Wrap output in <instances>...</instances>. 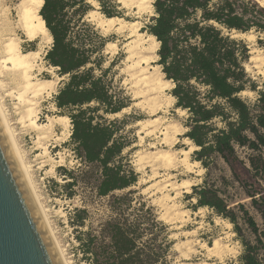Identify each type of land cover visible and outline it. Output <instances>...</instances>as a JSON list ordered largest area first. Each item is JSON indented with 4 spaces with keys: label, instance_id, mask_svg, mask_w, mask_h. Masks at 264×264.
<instances>
[{
    "label": "trees",
    "instance_id": "1",
    "mask_svg": "<svg viewBox=\"0 0 264 264\" xmlns=\"http://www.w3.org/2000/svg\"><path fill=\"white\" fill-rule=\"evenodd\" d=\"M240 1L154 0V12L142 30L160 43L156 64L173 83L176 108L187 111L185 136L198 147L193 159L207 172L222 159L250 198L248 204L231 205L230 195L205 180L194 187L198 206L210 207L233 224L241 243L240 264H264V80L247 71L251 49L236 36L253 29L264 33V7ZM90 9L88 0H45L40 10L53 37L45 58L63 78L53 97L55 106L72 122L74 150L90 169L84 175L94 178L98 196L113 201V214L98 229L77 230L80 250L88 264H172L168 226L158 220L153 206L142 201L140 214L131 217L122 202L135 190L115 194L134 185L138 175L123 163L128 144L121 140V128L105 117L128 103L105 80L109 68H103L101 53L107 39L85 19ZM104 13L115 15L107 8ZM247 90L254 92L252 98L243 96ZM61 169L71 178L66 189L79 184L72 171ZM88 218L86 208H77L71 222L83 227Z\"/></svg>",
    "mask_w": 264,
    "mask_h": 264
},
{
    "label": "rangeland",
    "instance_id": "2",
    "mask_svg": "<svg viewBox=\"0 0 264 264\" xmlns=\"http://www.w3.org/2000/svg\"><path fill=\"white\" fill-rule=\"evenodd\" d=\"M254 1L264 7L259 0ZM19 2L20 0H0L1 9L10 8L8 17L9 21H12V23H16L18 20L17 7ZM88 2L91 4V9L85 16V19L95 27L99 34L107 39V43H116L115 46L107 45L106 43L101 53L103 57V68H109V71L105 75V80L110 84L112 93L116 96L122 95L127 98V107H129L119 115L105 114L108 120H115L117 122V126L121 128L119 132L121 140L128 144L122 153L125 167L133 169L138 175V181L134 185L129 188L115 191L116 195L121 196L126 194L129 190H135V192L130 195V199L128 200L129 203L127 200L122 202L125 213L130 214L131 217L140 214L141 210L139 208L141 207L140 204L142 201H146L148 206H153V211L157 215L158 220L164 222L168 226V238L172 241V246L168 253V260L172 264H187L189 262L185 257L191 252L189 247L194 245V239L196 237L193 238L189 232L187 234V231L197 228L200 223L205 227L200 230L198 234L201 240L207 241L210 245H213L216 238L223 237V241L228 245L229 251L224 261L219 262V259L216 257H213V261L216 264H240L238 255L241 252V243L236 238L233 224L228 219L218 215L210 207L198 206V199L195 195L194 187L196 185H202L205 180H207L209 184H214L221 188L222 192L226 193V195L231 196V205L237 202L248 204L250 198L244 195L241 184L233 180L232 172L222 159H217V165L214 166L210 172H207V169L200 162L194 173H187L188 176H179L180 179L183 177H190L194 181L190 193H185L180 198V202L183 206L191 210L193 218L192 224L194 225L188 227L185 226V223L176 219V217L172 215V212L167 209L163 201V193L158 188L151 187V185L155 183V180L146 181V179H149L152 172L150 168H142L143 160L141 158L142 154L144 155L145 152L151 150L148 149L149 144L155 142V139L151 136H145L144 139H142L141 136L144 135L145 130H143L141 125L137 124L138 121L145 120L147 116L144 115V111L134 104L135 101L132 99L133 94L129 86L130 76L127 69L129 64L127 61L128 53L125 52V48L123 47L125 37L128 33L125 32L122 34L118 33L113 28H104L99 24V21L101 17H108L104 13V9L107 8L115 13L114 16L123 17L128 21H136L141 31L147 37L149 35L148 32L142 30V28L149 21L150 16L154 12V7L139 10L130 5L120 3L117 0H88ZM240 2L241 4H247L249 0H242ZM3 21H6V19L4 18ZM16 33L23 39V42H21L23 50L39 52L37 63L41 70H36L35 72L39 74L40 77L46 78L53 83L49 86L50 88L46 89L45 92L40 94V97L37 98V100H39L38 108L40 120L42 122H48L51 117L53 121V131L48 139V146L53 159L49 160L47 166L39 168V159H37L36 156L41 150L36 149V133L22 127V125L17 122L20 117L18 114L20 112L17 104L18 100L5 95L4 101L11 121L14 122L13 125L17 133H19V141L27 153L28 160L33 165L37 189L41 195L42 201L49 209L50 220L56 231L57 238L65 251L68 264H88L83 258V253L80 250V242L76 236L79 231L84 232L91 227L93 229H98L102 222L109 219L113 214V206L111 205L113 201L110 196H98L94 178L89 179L91 176H87V174L86 176L84 175L85 171H89L90 169L80 160L74 150V144L71 139L72 122L55 119V117L60 116V113L55 106L53 97L63 78L59 76L53 66L48 64L45 58L53 42L45 35H41L30 41L19 28L16 29ZM244 34L245 35L237 33L236 36L243 38L249 44L251 55L259 56L258 59L249 60L245 64V66L249 64V69H247V66L246 69L253 79L262 82L264 80V33L253 29ZM259 39L263 41L260 42ZM150 45L151 43L149 41L146 47H150ZM157 60L158 57L155 59L154 65H157ZM101 72L102 71L99 69L96 71L97 74H101ZM6 80L9 82L8 78H6ZM11 86H15V84H11ZM170 87L167 89L169 94H171L170 90L173 86ZM2 93L4 94L5 91H2ZM243 96L252 98L254 92L247 90V92H243ZM175 102L176 100H170L168 112L163 115L168 119H173L179 125L181 134L179 135L177 149L188 148L190 145H195L192 140L188 141L189 138L185 136L186 131L189 129L186 125L188 114L186 110H177ZM195 149L191 154L192 158H194ZM53 165L54 168L51 170ZM61 168L70 170L78 176L80 181L79 184L72 189H66L64 185L70 181L71 178L65 175ZM180 172L184 171L181 170L177 173L179 174ZM241 176L245 178L247 175L241 173ZM223 177L229 180V183H225ZM69 192H74L75 195L70 197ZM77 208H86L89 213V218L86 221V225L83 227H78L71 222V218L74 217ZM250 209L257 221L261 222L260 214L255 209L251 207ZM195 221H197L196 224ZM227 223H230L231 226L227 225ZM78 229L79 231H77ZM199 246L200 245L193 246L197 250V253L192 255L195 261H201L207 253Z\"/></svg>",
    "mask_w": 264,
    "mask_h": 264
},
{
    "label": "bare ground",
    "instance_id": "3",
    "mask_svg": "<svg viewBox=\"0 0 264 264\" xmlns=\"http://www.w3.org/2000/svg\"><path fill=\"white\" fill-rule=\"evenodd\" d=\"M117 1L144 10L153 8L154 0ZM44 2L45 0H20L17 7L18 20L16 23L9 21L10 8H0V131L20 180L42 221L60 264H68L65 251L50 220L49 209L45 206L37 189L33 165L28 160L27 153L19 141V133L13 125L14 122L11 121L4 101L5 95L18 100L20 117L17 122L22 127L36 133V149L41 150L36 156L39 159V168L47 166L49 160L53 159L48 146V139L53 131V121L51 117L48 122L40 120L37 98L53 83L35 72L41 70L37 63L39 52L23 50L21 46L23 39L16 33V29L19 28L30 41L45 35L53 42V37L40 14ZM259 2L264 6V0H259ZM4 18L6 21H3ZM99 24L104 28H113L118 33H128L123 47L128 53L129 86L133 94L132 99L135 101L134 104L147 116L145 120H140L137 124L145 130L144 135L141 136L142 139L145 136L155 139V142L149 144L148 149L151 150L143 152L144 155L142 154L141 158L143 160L142 168H150L152 172L146 181L155 180L151 187H156L163 193L164 204L176 219L185 223L187 227L194 225L192 224L191 210L186 209L180 202V198L185 193H190L194 181L190 177L180 179L179 176H188L187 173L196 171L200 162L193 159L191 154L198 147L190 145L188 148L177 149L181 134L179 125L173 119H168L163 115L168 112L170 100L175 101V98L167 92L173 83L165 79L159 65H154V61L158 57L156 52L160 43L153 35L146 37L136 21L113 16L101 17ZM149 41L151 45L146 47ZM107 45L115 46L116 43L108 42ZM258 58L259 56L251 55L250 60ZM246 66L249 69V64ZM6 78L9 79V82ZM11 84H15V86H11ZM2 91L5 93L3 94ZM127 108H124L123 111ZM177 110L185 111L181 108H177ZM121 112L114 115H119ZM55 119L70 122L68 116H58ZM188 141L191 140L188 139ZM53 168L54 165L51 170ZM181 170L184 172L178 174L177 172ZM196 223L197 221H195ZM227 225L231 226L230 223ZM204 228L200 223L197 228L187 231V234L189 232L193 238L196 237L194 245H200L199 247L207 252L204 259L195 261L192 255H195L197 250L193 247L194 245L189 247L191 252L185 257L189 261L187 264H216L213 257L218 258L219 262H223L229 251L223 237L216 238L213 245L201 240L198 234Z\"/></svg>",
    "mask_w": 264,
    "mask_h": 264
},
{
    "label": "water",
    "instance_id": "4",
    "mask_svg": "<svg viewBox=\"0 0 264 264\" xmlns=\"http://www.w3.org/2000/svg\"><path fill=\"white\" fill-rule=\"evenodd\" d=\"M0 264H60L1 131Z\"/></svg>",
    "mask_w": 264,
    "mask_h": 264
}]
</instances>
